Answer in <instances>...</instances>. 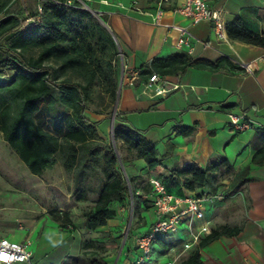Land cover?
<instances>
[{
  "label": "crops",
  "instance_id": "1",
  "mask_svg": "<svg viewBox=\"0 0 264 264\" xmlns=\"http://www.w3.org/2000/svg\"><path fill=\"white\" fill-rule=\"evenodd\" d=\"M96 14L108 20V27L115 36L125 58V71L121 73L117 110L128 125L139 132L157 149L163 171L169 175L173 168L196 164L206 168L220 158H227L237 180L236 194L226 202L215 200L206 206L203 220L195 223L198 232L203 225L210 231L220 226L239 228L234 237H222L200 250L202 264H264V153L258 162L253 158L264 148V48L216 38L213 24L202 22L190 26L193 35L191 47L178 46L179 33L171 25L188 26L189 22L172 10L185 0H170L162 25L155 26L146 16L134 11H121L122 4L131 7L134 0H81ZM140 7H150L145 0H138ZM213 10L221 13L226 24L241 18L247 28L264 34V0H207ZM188 52L193 60L216 63L220 59L240 58L254 62V73L247 74L237 66H224L217 71L189 69L184 75L173 78L183 87L165 97L151 98L143 87L127 83L130 74L149 64L154 58L168 57L173 53ZM245 114L252 129L237 133L229 127L228 114ZM116 114V115H117ZM68 115V114H67ZM88 118L97 123L98 134L109 144L108 126L112 119L107 115ZM98 126L100 128H98ZM59 130V129H58ZM52 127V134L61 137V131ZM132 166L133 175L149 174L145 160ZM247 169L239 178L241 171ZM182 187V183L180 184ZM214 191L211 184L196 192L182 189L183 196ZM176 195V193H173ZM178 196V195H177ZM140 225L132 236L121 264L136 260L133 250L139 233L149 231L153 221L143 212ZM23 231L12 233L13 239L33 242V264H64L75 255L77 234L60 232V224L45 214L40 220L27 221ZM204 236V235H202ZM155 252V251H154ZM159 252L154 253L153 261ZM158 259V258H157Z\"/></svg>",
  "mask_w": 264,
  "mask_h": 264
},
{
  "label": "trees",
  "instance_id": "2",
  "mask_svg": "<svg viewBox=\"0 0 264 264\" xmlns=\"http://www.w3.org/2000/svg\"><path fill=\"white\" fill-rule=\"evenodd\" d=\"M56 1L65 3L67 0ZM27 18L36 20L34 26L24 27ZM101 18L108 23L104 16ZM226 30L233 41L264 48V34L250 31L241 18L228 23ZM36 50V57L28 56ZM119 53L115 36L94 19L90 11L82 8L79 0H73L71 6L55 5L51 0H0V72H9L3 73L5 79L0 80V133L35 176L41 177L53 167L57 155L63 156V166L68 173L80 167L79 185L82 179L90 177L89 170L97 172L100 167L102 183L98 198L86 214L85 226L89 231L106 226L113 217L110 207L124 204L129 198L130 184L138 182L137 178H125L117 152L107 147L98 134L97 123L88 118L90 107H101L105 101L109 105L117 103L121 79ZM233 65L225 58L211 63L193 60L188 52L173 53L154 58L138 69L139 80L133 87L143 86L155 73L173 80L192 68L217 71ZM54 92L59 93V102L68 112L57 125V130L65 129L61 137L44 129L35 119L39 102ZM115 121V139L123 142L135 159L145 160L150 179H160L170 194L174 193L173 184L181 186L182 183L176 195L183 196L182 189L196 192L217 180L224 169L232 171L227 158L223 157L206 168L187 164L173 168L166 175L154 144L131 128L121 115L117 114ZM263 153L264 148L258 150L253 162H258ZM123 163L126 160L123 159ZM246 171H241L238 177ZM137 191L149 196L153 193L152 184L149 182L134 193ZM76 199L88 201L85 188L77 186ZM146 203L152 202L144 200L143 204ZM49 216L60 228L71 224L68 212L51 210ZM239 232V228L227 225L213 229L210 234L201 236L196 250L181 264H202L200 250L203 247ZM156 241L165 245L160 237Z\"/></svg>",
  "mask_w": 264,
  "mask_h": 264
},
{
  "label": "rangeland",
  "instance_id": "3",
  "mask_svg": "<svg viewBox=\"0 0 264 264\" xmlns=\"http://www.w3.org/2000/svg\"><path fill=\"white\" fill-rule=\"evenodd\" d=\"M79 1L82 8L92 11L89 5L87 7L85 3ZM93 17L98 20L94 15ZM37 55V50L28 54V56L35 57ZM122 71H125V68L120 59V72L122 73ZM3 73L9 72H0L1 81L5 79ZM73 80L76 79L73 78ZM59 98V93L54 92L50 97L39 102V111L35 115V119L46 130L52 131V127L56 129L61 118L68 114L60 104ZM117 103L109 105L108 101H105L101 107L88 109L89 116L94 115V117L100 118V115L103 114L107 115L108 119H112L108 126L109 144L107 147L113 148L120 157L125 178L138 179L136 185L130 184L127 201L122 205L116 203L110 207L113 217L108 224L95 231H89L85 226L86 214L95 206L102 183L100 167L97 172L89 170L90 177L82 179L79 185L77 176L81 170L80 167L74 172L68 173L63 166V156L57 155V163L53 167L47 170L43 176H35L21 161L17 153L4 141L3 135L0 133V238L19 241L13 239L11 235L16 230L26 229L27 221L40 220L51 210H59L68 212L71 218L70 228H60V232L74 231L77 234V251L75 255L69 256L64 264H121L122 256L126 253L128 246L133 243L134 231L140 225L145 224L141 214L145 212L150 221L155 220L153 204L146 203L144 205L145 199H138L134 190L141 189L151 179L156 178L150 179L149 174L133 175L131 167L135 166L134 162L137 159H135L134 153L127 150L123 142L114 137L117 123L113 122V117L115 113H118ZM98 128L100 127L98 126ZM123 159L126 160V163H123ZM236 182L234 173L224 169L218 174L217 180L210 184L214 191L221 189L226 192L220 200L222 203L236 194L234 189ZM77 186L86 189L89 194L88 201L79 202L76 199ZM181 188L177 184L171 186L172 192L175 193ZM160 238L163 239L165 245L162 246L156 241L153 247L154 253L159 252V255L155 261L151 260L145 264H181L196 250L199 242L195 243L186 223L179 226L177 233L164 234Z\"/></svg>",
  "mask_w": 264,
  "mask_h": 264
},
{
  "label": "built area",
  "instance_id": "4",
  "mask_svg": "<svg viewBox=\"0 0 264 264\" xmlns=\"http://www.w3.org/2000/svg\"><path fill=\"white\" fill-rule=\"evenodd\" d=\"M42 1V0H38ZM55 5L71 6L73 0H67L65 3L51 0ZM150 6L144 11L138 0H134L131 7L120 5L121 11H134L139 15H144L150 19V23L155 26L162 25V19L167 12L170 0H145ZM39 12L42 8L39 7ZM173 13L180 15L189 22L188 26H169L172 30L179 33L178 46L180 48L191 47L193 35L189 31L190 26L198 25L202 22H211L216 38L227 40L226 22L220 12L213 10L207 0H185L179 8L172 10ZM102 17V14H98ZM36 20L27 18L24 27L34 26ZM119 58L125 66L124 54L120 51ZM232 64L240 68L247 74L254 73V62H245L240 58H230ZM139 80V71H133L127 79L129 86L133 87ZM143 93L151 98L165 97L173 92L180 90L183 85L172 81L169 77L153 74L148 82L143 84ZM229 127L237 133H242L252 129V125L247 116L241 114H228ZM153 193L144 196L140 191L135 193L136 197L142 196L145 200H150L155 210V220L149 231L145 234L139 233L135 238L133 250L136 253V260L131 264H145L153 259L154 243L156 240L169 233H177L181 224H188L191 237L198 242L202 235L210 234L207 225H203L196 232L195 222L203 220L206 215V206L215 200H221L226 192L200 193L189 196H177L167 192L160 179H151ZM68 225L67 227H69ZM33 242L30 238L22 241H12L8 238H0V264H33Z\"/></svg>",
  "mask_w": 264,
  "mask_h": 264
},
{
  "label": "water",
  "instance_id": "5",
  "mask_svg": "<svg viewBox=\"0 0 264 264\" xmlns=\"http://www.w3.org/2000/svg\"><path fill=\"white\" fill-rule=\"evenodd\" d=\"M85 6H87V5L85 4ZM87 7H88V6H87ZM90 12H92V14H93L95 17H97L98 21H99L103 26H105V27L111 32V30L109 29L107 23L104 22V20L101 18V16L97 15L96 13H94V12L91 11V10H90ZM111 33H112V32H111ZM112 34H113V33H112ZM115 118H116V113H115V115H114V117H113V122H115Z\"/></svg>",
  "mask_w": 264,
  "mask_h": 264
}]
</instances>
